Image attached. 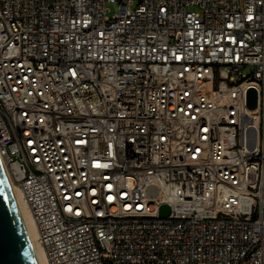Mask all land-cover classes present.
I'll list each match as a JSON object with an SVG mask.
<instances>
[{
  "label": "built area",
  "instance_id": "obj_1",
  "mask_svg": "<svg viewBox=\"0 0 264 264\" xmlns=\"http://www.w3.org/2000/svg\"><path fill=\"white\" fill-rule=\"evenodd\" d=\"M0 160L48 264H264V0H0Z\"/></svg>",
  "mask_w": 264,
  "mask_h": 264
},
{
  "label": "water",
  "instance_id": "obj_2",
  "mask_svg": "<svg viewBox=\"0 0 264 264\" xmlns=\"http://www.w3.org/2000/svg\"><path fill=\"white\" fill-rule=\"evenodd\" d=\"M249 108L257 105V94L250 89L247 96ZM167 205L161 214H169ZM0 264H38L24 221L20 214L12 186L0 160Z\"/></svg>",
  "mask_w": 264,
  "mask_h": 264
},
{
  "label": "bare ground",
  "instance_id": "obj_3",
  "mask_svg": "<svg viewBox=\"0 0 264 264\" xmlns=\"http://www.w3.org/2000/svg\"><path fill=\"white\" fill-rule=\"evenodd\" d=\"M13 193H14L20 214H21L22 219L24 221V225H25L27 234L29 236L32 248L34 250L37 262H38V264H48L43 249L37 244V242L35 240V230H34V225H33L32 219L30 218L29 214L23 209L22 205L19 204L16 191L13 190Z\"/></svg>",
  "mask_w": 264,
  "mask_h": 264
},
{
  "label": "rangeland",
  "instance_id": "obj_4",
  "mask_svg": "<svg viewBox=\"0 0 264 264\" xmlns=\"http://www.w3.org/2000/svg\"><path fill=\"white\" fill-rule=\"evenodd\" d=\"M135 6H132V8H134ZM108 8L110 9V12L111 13H114L116 10H115V7L112 6V5H108Z\"/></svg>",
  "mask_w": 264,
  "mask_h": 264
}]
</instances>
